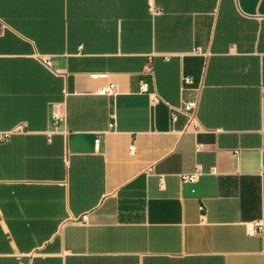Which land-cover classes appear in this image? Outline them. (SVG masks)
Instances as JSON below:
<instances>
[{"label":"crops","instance_id":"crops-1","mask_svg":"<svg viewBox=\"0 0 264 264\" xmlns=\"http://www.w3.org/2000/svg\"><path fill=\"white\" fill-rule=\"evenodd\" d=\"M0 264H264V0H0Z\"/></svg>","mask_w":264,"mask_h":264},{"label":"built area","instance_id":"built-area-1","mask_svg":"<svg viewBox=\"0 0 264 264\" xmlns=\"http://www.w3.org/2000/svg\"><path fill=\"white\" fill-rule=\"evenodd\" d=\"M151 10L154 14H158L160 11L155 8L153 6V4L151 3ZM188 83H191L192 81L190 79H187ZM117 91V86L115 84H111L108 87H104L101 90H99V94L101 95H109L112 93H115ZM140 91L142 93H149L150 89H149V85L148 84H142ZM160 99L159 98H155L154 99V104H159L160 103ZM198 107V103L196 101H192L189 103H186L184 106L180 107V108H173L174 112H173V121H176L178 119V115L179 114H184L185 116L188 117V122L189 125H193L196 129L199 128L200 124L199 121L196 117V110ZM54 119L56 122H59L60 120V113L56 112L54 115ZM100 140L96 141V145L97 147L99 146ZM202 146H199V149H201ZM130 152L134 153L135 152V146H131L130 147ZM150 172H152L153 170L150 169ZM202 174L201 170H197L196 172H194L193 174H183L181 175V180L184 183H195L198 179V176ZM248 231L249 234L252 236H255L257 234H259L260 232L263 231V227L260 223H252L248 225Z\"/></svg>","mask_w":264,"mask_h":264}]
</instances>
